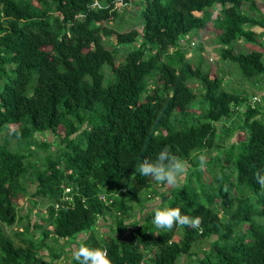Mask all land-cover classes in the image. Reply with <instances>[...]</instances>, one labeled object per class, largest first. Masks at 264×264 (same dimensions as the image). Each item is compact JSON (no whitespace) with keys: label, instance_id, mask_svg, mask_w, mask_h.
Instances as JSON below:
<instances>
[{"label":"trees","instance_id":"obj_1","mask_svg":"<svg viewBox=\"0 0 264 264\" xmlns=\"http://www.w3.org/2000/svg\"><path fill=\"white\" fill-rule=\"evenodd\" d=\"M116 2L122 11L135 3L139 30L113 25ZM256 6L255 0H0V264H56L64 254L70 257L64 264H77L59 243L74 238L76 246L106 249L111 264L145 257L179 264L184 255L190 264H264V188L255 179L264 168V94L251 105L246 93L225 89L223 78L203 67L201 42L193 61L181 46L213 24L219 57L247 78L264 75L261 50L233 49L238 40L258 46L264 39L245 27L264 28ZM111 36L116 45L107 46ZM129 44L117 60L120 46ZM220 128L225 138L242 131L243 139L225 141ZM46 132L55 151L36 135ZM38 147L43 160L31 161ZM165 148L191 169L177 187L152 191L166 196L158 204L167 199L195 226L156 229L158 204L130 213L138 201L133 183L151 185L139 174L132 178L135 163ZM204 149L217 154L201 167L195 155ZM65 186L71 201L62 200ZM29 194L47 202L38 219L30 208L19 211L18 200ZM133 215L142 218L135 222ZM109 218L115 230L104 237L91 231ZM14 225L21 229L5 230ZM203 241L205 247L192 249Z\"/></svg>","mask_w":264,"mask_h":264},{"label":"rangeland","instance_id":"obj_2","mask_svg":"<svg viewBox=\"0 0 264 264\" xmlns=\"http://www.w3.org/2000/svg\"><path fill=\"white\" fill-rule=\"evenodd\" d=\"M132 1H137V0H132ZM256 3V7L258 8L259 12H263L264 13V0H255ZM115 5L119 8V12H118V17L116 18L115 23H113V25H120L121 30H128L130 28H136L137 30L140 29V23L133 18L134 16V10H135V3H131V5H128L127 7V11H122L120 4H118L117 2L115 3ZM247 5H244V8L246 9V11L253 15L256 14L254 13L253 10L246 8ZM219 6L216 4V7L213 8L212 11V15L215 17L219 11ZM258 15V14H256ZM118 18L121 19L120 23L118 21ZM264 21V19H263ZM245 27L251 28L253 26L251 25H245ZM219 32L218 28H215L213 26V24H209L207 27V30L205 31H201L199 32V36L198 39H196V37L194 36H190L191 38V43H183L181 44L182 49L185 53V56L190 58L192 61L194 60V58H196L197 56V51H196V43L197 41L201 42L203 45V50L201 51V56H202V65L204 68H206L209 72L211 77L215 76L216 74L221 76L223 78V87L227 90H234V91H240L242 90L244 93L247 94V96L250 98V96L255 93L258 90H262L264 88V75H259L256 76L254 78H247L245 76L242 75L241 71L239 70V68L237 67V65L233 62L227 61V60H223L219 57V52L217 51V48L219 45L216 44L215 38H216V34ZM106 45L107 46H111L112 45H116V40L114 36H111L109 38L105 39ZM181 42V41H180ZM137 44V43H136ZM134 44V45H136ZM133 45L129 44V45H125V46H120V50L118 51V56H117V60H122L126 51L129 50ZM252 48H256L258 50H261L262 52H264V39L260 42V44L258 46H255L252 43H247L244 42L242 40H238L235 41L233 43V49L235 51L238 50H245V49H252ZM208 60H211V62H209ZM262 60L264 62V55L262 57ZM198 83L196 81H194L191 86L194 88H197ZM194 107H197V104H194ZM228 123V122H227ZM235 131V130H233ZM220 133L223 134V139L225 138V131L224 128H220ZM1 132H0V142L1 140ZM237 134V135H236ZM37 137L39 139H44L45 137H47V140L50 141V150L51 151H55L56 144H55V139L54 136H52L51 134H49V132H46V134H36ZM230 135V136H229ZM231 135H233L232 139H243V132L242 131H237L236 133L232 132V134H227L225 141H227ZM54 140V141H53ZM33 148V147H31ZM45 151L41 148H35V151L33 152V156L29 157V159L31 161H35L36 159H41L43 160ZM206 158H209L210 156L216 155L217 151H215L214 149L208 150V149H204L202 151V153ZM222 154V152L220 153V155ZM40 161V160H38ZM188 162V161H187ZM40 165V164H39ZM191 169V163L188 162V171L187 174L181 179L183 180L184 178H186V176H188L189 171ZM150 179V178H149ZM208 178H206V180H208ZM180 180V181H181ZM179 181V182H180ZM148 183H151L150 187H148V185H140V183L138 182H134V186L133 189H135V196L137 197V200L139 201H135L132 200L133 202V208L132 211L130 213L136 214L138 213L140 210H143L145 212V208H150L152 206H154L155 204H158V202L160 203L161 201H163V199L166 197L162 196L163 194H156V192L152 191V187L154 185H159L157 182H155L154 180H149ZM34 184L30 183L29 184V192H33L34 190ZM165 190V188H164ZM165 194L169 195V191H166ZM148 199V200H144V199ZM36 199V201H35ZM167 203V199L163 202V204ZM47 202L45 203V201H40L39 198L37 197H33L30 194L27 195L26 197L20 198L18 200V206H19V211H23L26 210V208H30L31 209V213H35V215H39L36 216L35 218L38 219L40 217V215L43 214L44 212V208L46 207ZM145 205L143 208L142 206ZM33 206V207H32ZM134 210H137V212ZM135 215L132 216V221L135 222H139L142 218V215L139 216V218L137 217L136 219L134 218ZM107 222H103L102 219H99L97 221V224L95 226H93V228L91 229L92 232H94L95 234H97V236H106L109 232L110 229L113 228L114 230L116 229V223L114 219H107ZM139 220V221H138ZM129 220H125V223H128ZM246 225L244 224L243 227H245ZM132 227L133 225L130 224L127 226L128 231H132ZM13 229H21V225H14L11 228H5V230L8 233H11ZM130 231V232H131ZM89 231H86L84 234H82V236L84 237ZM126 233V232H124ZM130 234V233H129ZM124 234L125 237L130 238V236ZM82 237V238H83ZM77 238H74V240L72 239H59V243L65 248V249H69L71 248V256L74 255L75 250L77 248V244H73L75 243V240ZM15 242H18L17 238H14ZM79 241V240H77ZM205 241H203V243H197L193 245V250L194 251H199L200 247H205ZM64 257H66L63 260H58V262H56V264H64V262H68L69 261V255L64 254ZM145 263L146 264H150V260L149 258L145 257ZM179 264H190L187 257L184 255L181 259H179Z\"/></svg>","mask_w":264,"mask_h":264},{"label":"clouds","instance_id":"obj_3","mask_svg":"<svg viewBox=\"0 0 264 264\" xmlns=\"http://www.w3.org/2000/svg\"><path fill=\"white\" fill-rule=\"evenodd\" d=\"M195 159L201 167H204L207 163L203 154L195 155ZM187 171L188 162L165 148L159 151L155 158H144L139 163H135V172L132 178L135 179L136 174H139L140 177L150 178L164 188L171 189L178 186L179 181L187 174ZM255 179L260 187L264 188V168L256 173ZM131 186L129 185V187ZM100 194L98 195L99 198ZM152 211V223L159 230H171L177 224L195 226L198 223V221H190L186 215H182L180 208L169 207L167 204H158ZM77 248L78 250L74 253L77 264H111L106 249L93 248L87 244L79 243Z\"/></svg>","mask_w":264,"mask_h":264},{"label":"built area","instance_id":"obj_4","mask_svg":"<svg viewBox=\"0 0 264 264\" xmlns=\"http://www.w3.org/2000/svg\"><path fill=\"white\" fill-rule=\"evenodd\" d=\"M262 94H264V91L261 92H257L251 95L250 97V104L252 105L255 101H259L260 97L262 96ZM70 189L69 187L65 186L64 187V194L62 196V200H67V201H71L72 200V196L68 195V192L70 193ZM100 198L102 201L104 202H111L112 198H108L107 196H105L104 194H100ZM55 208H58V202L54 204ZM135 264H146L145 263V259H141L139 262L135 263Z\"/></svg>","mask_w":264,"mask_h":264},{"label":"crops","instance_id":"obj_5","mask_svg":"<svg viewBox=\"0 0 264 264\" xmlns=\"http://www.w3.org/2000/svg\"><path fill=\"white\" fill-rule=\"evenodd\" d=\"M250 29L256 31V33H259L261 31H262V33H264V28L260 27L259 25H253V27H251ZM263 38H264V36H262V39ZM262 55H264V52L262 53ZM32 216L34 217V219H36L35 217L39 216V215H35V213H32Z\"/></svg>","mask_w":264,"mask_h":264},{"label":"bare ground","instance_id":"obj_6","mask_svg":"<svg viewBox=\"0 0 264 264\" xmlns=\"http://www.w3.org/2000/svg\"><path fill=\"white\" fill-rule=\"evenodd\" d=\"M183 43H185V42H183Z\"/></svg>","mask_w":264,"mask_h":264}]
</instances>
